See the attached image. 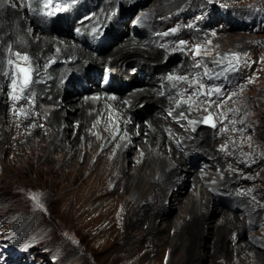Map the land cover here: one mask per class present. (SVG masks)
Segmentation results:
<instances>
[{"label":"bare ground","instance_id":"6f19581e","mask_svg":"<svg viewBox=\"0 0 264 264\" xmlns=\"http://www.w3.org/2000/svg\"><path fill=\"white\" fill-rule=\"evenodd\" d=\"M42 1L0 0L1 239H10L21 228L24 234L16 238L19 244L38 232L29 248L58 244L61 250L56 251L53 264H61L65 256L71 263L89 264L85 252L77 254L65 236L51 237L55 228L67 224L34 217L26 220L28 209L11 201L2 203L6 202L1 188L5 180L29 189L35 184L33 173L43 169L48 185L39 189L38 197L55 202L71 219V227L87 226L73 217L77 211L111 206V223L102 231L111 230V252H117L113 259L126 257L129 262L125 264L142 260L133 256L144 248V240L133 231L143 230L146 220L154 227H175L180 237L192 229L188 261L207 259L214 248L217 253L214 243L206 244L211 247L205 250L200 241L202 234L217 233L220 243L227 235L236 243L226 264H264V236L251 232L253 225L264 224V186L258 182L253 190L250 187L256 183L252 178L258 176V168L249 162L248 133L243 131L245 126L254 133L264 120L259 100L247 96L258 87L264 89V63L253 60L242 66L239 58H230L224 59L227 66L220 70L189 72L188 65L206 48L193 38L184 39L183 44L178 39L190 28L193 36L200 32L201 22L192 14L203 8L197 3L181 5L173 18L156 25L155 32L130 29L128 33L133 34L122 36V44L104 52L116 39L112 35L118 32L115 26L125 32L108 0L100 9H96L99 0ZM88 9L94 10L90 16L85 14ZM187 13L192 14L190 18ZM64 16L68 22H63ZM180 17L183 27L178 23ZM57 20L68 29L56 24ZM104 32L109 35L101 39ZM16 52L27 55L29 61L15 57ZM187 54L191 58L188 63ZM174 55L180 60L175 62ZM10 59L32 70L31 83L23 92L13 89ZM21 83L22 79L17 81L18 86ZM98 92L101 95L94 104L89 96ZM14 95L20 98L13 99ZM209 114L216 122H205ZM243 160L249 163L239 165ZM249 165L257 171L246 174ZM237 166L242 174L237 180L241 181L237 191L242 202L253 213L262 207L263 218L253 215L256 219L246 220V225L241 224L243 214L238 205L219 196L229 192L225 182L232 185L236 181L227 175L222 181L223 167L233 171ZM187 187H192L189 193ZM248 187L251 192L243 191ZM106 199L110 201L104 203ZM89 200L94 202L86 206ZM212 206L222 212L212 218L214 224L205 217ZM171 207L176 213L167 217ZM258 229L263 234L264 230ZM3 247L8 262L24 259L25 253L17 252L15 244H0V251ZM43 258L44 254L35 256L34 263L43 264Z\"/></svg>","mask_w":264,"mask_h":264},{"label":"rangeland","instance_id":"374dc122","mask_svg":"<svg viewBox=\"0 0 264 264\" xmlns=\"http://www.w3.org/2000/svg\"><path fill=\"white\" fill-rule=\"evenodd\" d=\"M44 1L46 0H43L42 3H44ZM106 1L107 0H99V3L96 5V9L104 8ZM195 3L203 6V8L195 10L192 13L193 16L199 22H201V24L204 22L203 25L199 24L200 32H198V34L196 33V36H193L192 28H190L187 34H182L178 40H180V38V41L193 38L196 42L204 45L203 47L206 49L202 48L199 50L200 56H196L199 59L193 64L188 65L189 72H199V70L202 69L220 70L227 66L224 59L229 60L230 58H234V60L239 58L241 60L242 66L252 64L253 60H261L264 63V0H108L107 4L114 6V10L124 25L125 32L121 27L115 26V30L118 32H112V35H114L116 39L115 41L111 42L109 48L105 49L104 52L110 50V48L116 46V44H122L120 42V38L122 39L124 36H126V34H133L128 33L130 29L135 31H142L145 29L155 32L156 25H161V22L169 17L173 18L176 9L181 5ZM92 13H94L93 9H88L85 12V14L88 16H90ZM187 15L188 18L191 17V15L188 13ZM180 18L183 19L182 17ZM186 18L187 17H185V19ZM61 19L63 22H68L67 16H64V18ZM181 19L178 20V23L183 27L184 19ZM62 20H57L55 23L58 25L62 24L64 29H68V27H65L66 25L62 23ZM197 23L198 22H196V24ZM199 25H197V27ZM190 26L192 27L193 25ZM70 28L72 29V27ZM108 35V32L100 34L101 39H103L105 36L108 37ZM135 35H137V33ZM90 40H94V37L90 38ZM174 56L176 57L175 62L180 60L179 56ZM186 57L187 59L185 60H187L188 63L191 58L189 57V54H187ZM220 59L223 60V64ZM23 66L27 67L26 65ZM90 84H92V82H90ZM249 95H252L258 99L259 104L264 108V89L258 87V90H252L251 92L249 91L247 96ZM233 98H236V96L234 95ZM234 101L237 100L234 99ZM213 121L216 122L215 116L212 114L207 115L205 122L210 124V122L213 123ZM243 125L244 123H242V126ZM256 127L258 129L253 133L252 129L249 130L247 127L243 126L244 133H248L249 135L246 136V139L249 143L247 145V154H249V158L252 156V159L249 162L256 164V167L258 168V173L256 172L258 176L252 178V180L256 182L250 186L252 190L257 187L258 182H261V185L264 186V120L260 125L257 124ZM186 151L188 152L190 149H187ZM241 162L242 163L238 164L244 165L249 163L244 160ZM251 166L249 165L246 167V174L249 173V170L257 171V169H251ZM223 168H225L223 169L225 171H222V181L225 182L226 175L231 177L232 181L235 179L236 181L232 182V185H230L231 183L229 182H225L224 186L229 188V192L225 194L219 193V196H223V199L226 201V203L231 202V204L238 205L239 209L237 207V210H241L238 212L243 214L241 218V224H245L246 220L252 221L257 217H259L258 219H262V207H256L253 211L255 212L256 210L257 213H253L251 210H249L250 208L242 202L243 199H241V196L238 195L240 192L237 191V189L241 181L238 183L237 180L238 177H242L238 166L237 169H233V171H230L228 167ZM46 175L47 174L43 169L39 174L34 172L32 178L34 179L35 184L29 189L14 185L10 180H5L1 185L6 197V202H2L3 205H6L8 201H11L17 204L21 209H28V213L30 214L26 216V220L34 217L38 221L42 219L46 221L51 219L54 220L55 224L57 225V221L67 224V226L64 228L62 226H57L58 229L55 228L52 231L51 237L57 240L58 238L65 236L67 240L73 243L76 249L75 252L77 254L85 252V261H88L89 264H125V262H129L127 261L126 257L118 260L113 259L117 252H111V230L102 231L104 226H107L111 223V206H105L104 208L96 209L94 211H77L73 217L79 221H82L84 224H87V226L71 227V225H69L71 224V219L69 220L66 215L62 214L55 202L43 197H39L38 200L32 198L33 194H37L39 189H42L48 185V181L45 180ZM216 176L217 175L215 174L214 177ZM189 188L192 189V187H187L185 192L189 193ZM168 191L172 192V189L169 188ZM243 191L251 192L249 187L247 189L244 188ZM254 193L256 194L257 192L255 191ZM255 194H253V196ZM235 195L238 198L234 199ZM99 201L100 200L97 202ZM109 201L110 200L106 199L103 202L108 203ZM93 202L94 200L86 201L85 205L89 206ZM146 202L148 201H145V203ZM144 206L149 207L146 204ZM220 206H223L222 208L224 210H229L225 205ZM245 207H247V209ZM245 209L246 211H244ZM166 213L167 217H172L176 213V208L171 207ZM221 214L222 212L217 211L216 207L212 206L208 209L207 215L205 217H207L209 222L211 221L210 223L214 224V219L212 220V218H218L221 216ZM253 215H256V218H252ZM138 221L140 222V220ZM144 226L145 228L143 230L133 231L136 236H140L144 240V248L139 253H137L139 256L137 254L133 256L135 258L138 257V260H142L133 261V264L135 262L136 264H216L215 262L218 264H226V262H228L227 254L230 251L232 245L235 246L236 244L230 240L228 235L224 237L223 242L220 243L219 241L222 240L218 241L219 234L217 235L216 233L215 236H207L206 234H202L200 239L202 242L201 249L206 250L211 247L206 246V244L213 245L214 243V247H218L219 251L215 253L214 248L213 254L208 253L209 255L207 259L200 257L198 259L194 258L193 260L191 259L188 261L187 259H190L188 252V239L191 236L192 229L187 230L188 233L186 236L180 237L177 233H175V227L170 228L167 224H161L160 226L157 225V227H154L145 220ZM95 227H97V229ZM204 228H207V226H204ZM212 228L213 226H211L210 229ZM258 228L264 230V224L261 225L258 223L253 225L251 232L253 230L258 232V234H260L259 237L262 238V236H264V232L262 234ZM1 234L0 244H15L17 252L21 254L28 253L29 255L26 257V255L23 254L24 259H15L8 262L6 260L7 257H5L6 253L3 251V247L0 251V264H36L34 263L35 256L43 254V264H53L57 259L55 256L56 251L61 250V247L58 246V244L55 246L41 244L40 246L32 247L30 249L29 247L31 244L35 243L37 237L40 234L38 232H33L29 239L19 244L16 243V238L24 234V232L21 231V228H17L12 233L11 238L7 240L1 239ZM39 249L41 252H37ZM157 249L160 252L159 254H157ZM198 249L199 245L195 244V250L198 251ZM120 253L124 252L121 251ZM26 258H28V260ZM213 259L219 261H213ZM61 264H80V261H74L71 263L69 257L65 256L63 257Z\"/></svg>","mask_w":264,"mask_h":264},{"label":"snow or ice","instance_id":"6c2138e0","mask_svg":"<svg viewBox=\"0 0 264 264\" xmlns=\"http://www.w3.org/2000/svg\"><path fill=\"white\" fill-rule=\"evenodd\" d=\"M45 6L47 7L48 6V3L46 2L45 3ZM57 11L59 9H56ZM51 14V13H49ZM176 29H173V32H175ZM164 35H167V33H164ZM181 44L184 43V41H180ZM13 55L15 57H17L18 59L20 60H23L25 62L29 61V57L27 55H22L21 53L19 52H16V53H13ZM7 63L9 65H12L13 66V70H14V78L12 79V85H13V89L14 91L18 90L20 92H23V90L25 88L28 87V85L31 83V68L30 67H25V66H22L20 64H17L15 60H8ZM207 75V73H205ZM5 75H7V73H5ZM22 79V83L19 84V86L17 85V81L21 80ZM181 79H186V77H181ZM217 92L220 91V89H216ZM207 95V94H206ZM20 97L17 96V95H14L13 96V99H19ZM214 126V125H213ZM33 199H39L38 197V194H33Z\"/></svg>","mask_w":264,"mask_h":264}]
</instances>
